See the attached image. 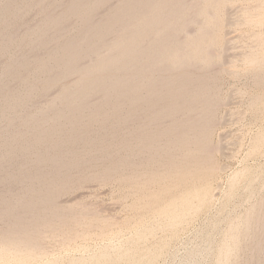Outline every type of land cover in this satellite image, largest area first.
<instances>
[{"label":"bare ground","instance_id":"bare-ground-1","mask_svg":"<svg viewBox=\"0 0 264 264\" xmlns=\"http://www.w3.org/2000/svg\"><path fill=\"white\" fill-rule=\"evenodd\" d=\"M231 1L117 0L101 12L108 0H0V57L8 60L0 68V264L37 261L46 228L62 233L54 235L61 244L76 238L72 231L90 218V210L72 200L60 204L58 197L88 180L128 183L148 173L153 185L164 184L150 192V202L136 203L145 209L170 206L161 196L172 194L170 200L183 201L182 214L190 201L172 187L187 178L185 166L200 180L197 196L204 202L210 194L206 180L215 170L204 146L220 105L215 83L222 72L238 73L220 66L223 54L212 47L228 44L217 31ZM246 2L240 25L264 26V0ZM35 7L37 22L24 24ZM255 32L247 35L257 44L241 61L244 73L255 72V81L264 84V35ZM53 89V96L36 104ZM180 112L188 116L179 119ZM100 215L93 211L85 225L107 231L114 221ZM259 227L255 243L261 250L264 218Z\"/></svg>","mask_w":264,"mask_h":264},{"label":"rangeland","instance_id":"rangeland-1","mask_svg":"<svg viewBox=\"0 0 264 264\" xmlns=\"http://www.w3.org/2000/svg\"><path fill=\"white\" fill-rule=\"evenodd\" d=\"M234 1L229 2V6L227 5L228 8H225L227 10H225L224 13H226L224 16L222 15L225 20L218 26L219 29L217 31L218 40L224 37L227 39L226 41H228V44H224L227 47L223 46V49H225L223 50L221 44L212 45L214 49L220 50L223 54V56L220 54L219 65L222 67L225 66L231 71L237 69L238 71L236 70V72L238 73L228 74L227 72H222L220 75L221 78H218L216 81L219 85L215 83V87H217L215 91H218L216 93H219L218 95L220 96L218 100V104L220 103V105L216 108L217 113L215 116L216 119L214 118V124H212L213 126L210 124L212 128H208L207 130L209 131L210 129L211 132L209 133L212 135L208 133L210 137L207 136L204 139V146L207 148V152H210L211 157L213 156L212 158H214V163L212 162V164H214L215 170L213 176L211 174L206 180L207 192H210V194L207 193L204 202L200 203L198 200L199 187L201 185L200 180H197L198 178L193 176L195 175L193 170L185 166L184 171H186L187 178L181 182L184 185L180 183L172 187V190H175H173L172 193L183 191V200L190 201L188 211L182 214L180 212V205L183 201L170 200L169 196L172 194H162L161 196L162 200L169 203L170 206H166L165 203H162L160 206H155L153 209H145L143 206L138 205L140 203H136L142 200L150 202V192L152 190H158V188L164 184L163 181H161L153 185V182L148 179L147 172L145 176H143L145 173H141L142 177L139 176L137 181L136 179H134L135 181L128 180V183L127 181H115L112 179H109L112 181L104 180L105 182L88 180L81 185V188L78 186V188H75L77 190L74 189L71 190V192L69 191L70 193L65 192L63 195H60L58 199H62L58 200V202H62L60 204L65 205L66 203L69 205L68 202L71 204L72 200V203L78 202L84 206L86 205L91 215L93 211L98 212V215L103 213L101 215L105 216V218L107 217L106 219H111L112 222L114 221L113 226L110 225L108 227L109 230L106 228L105 230L107 231L105 232L103 231L104 229L100 228L99 224H95L96 221H94V224L99 226V228H95L94 224H92V226L94 225L93 227L86 226V222L92 217L89 214L87 217L90 218L82 222L83 226L80 223L82 226L80 231L82 230V233L79 231V225L78 229L75 230L77 232L74 230L72 231L76 238L62 244V241H59L61 237H54V235H57L55 233H58L60 236L62 233L56 230L53 232V229L51 232L46 228L44 233H47V237L46 234H44L45 237L42 242V247H45H43V249L41 248L40 254L43 258L37 255V258H35L38 262L31 259L30 261L33 263L29 261L30 263L28 262L27 264H82L83 262V264H264V247L260 250L258 245V241L262 236L259 225L261 219L264 218V216H262L264 215V101H262L264 100V84L255 81V72L244 73L243 69H245V65L243 64L244 62L241 61L245 53H248L247 51H250V48H255L257 44V42L255 43V37L252 35L253 31H258L259 33L261 31L262 33L260 34L264 35V26L260 24L250 25L251 27L245 24H242L243 26L240 25L239 18L241 6L244 7L249 1L248 3L246 2L247 0H240L241 2L239 0H237L238 2L236 0ZM116 2L117 0H108V3L103 5L100 11L104 12V9H107L108 6L111 7V5H114V3L116 4ZM35 9L37 8L30 9L28 14L24 15V24H31L32 26L37 22L36 20H38L40 15ZM234 11L235 14L233 13ZM194 27L195 25L193 28ZM251 32L252 34L250 35L252 36H248L247 34ZM258 32L255 33L259 34ZM223 33L225 36H223ZM228 38L230 39L228 40ZM251 38L254 39V41ZM216 49L215 51H218ZM234 56L236 57L234 58ZM5 57L6 56H4V58L3 56L0 57V68L3 67L5 64L4 62L8 61L6 59L7 57ZM222 57H224V59H222ZM224 60L227 62H222ZM224 63L226 64L224 65ZM239 65L242 67V70ZM216 84L218 86H216ZM55 89H53V93L50 90L47 95L40 96V99L38 98L39 102H36V104L43 103L47 98L49 99L53 96L54 93H56L54 92ZM257 95L260 98L257 100L258 102H254V100L258 98ZM180 113L182 114L179 116L177 115L179 119L183 114L186 115H184V117L188 116L186 112ZM190 115H192L191 112ZM20 119L18 120L20 121ZM181 119L184 118L182 117ZM206 144H208L209 147ZM214 145L216 146V150L214 149ZM209 148H211V151H208L210 150ZM207 152L201 155V163L206 161V158H204V160L203 157L206 156ZM141 169H143V167ZM144 169L146 170L145 166ZM144 169L143 171H145ZM235 171H238V173L235 174ZM177 181L178 180H176V182ZM128 184L131 187L136 186L131 189ZM148 187L152 189L149 191ZM155 187L156 189H154ZM139 192L141 193L139 194ZM81 201H83V203ZM87 203L91 205L89 206ZM260 204H262V207ZM260 208L262 212L259 211ZM140 209L141 211H138ZM150 210L151 212H148ZM256 217L258 220H256ZM257 226L258 228H256ZM72 232H69V234H73ZM83 232H86L85 235H83ZM101 232H103V234ZM256 240H258L257 243H255ZM226 250L229 251L228 258H226L227 253H224ZM223 254L225 257H223ZM13 264L18 263L14 262Z\"/></svg>","mask_w":264,"mask_h":264}]
</instances>
